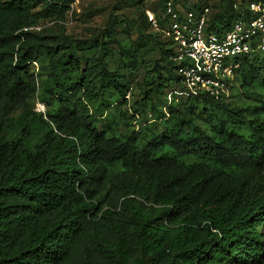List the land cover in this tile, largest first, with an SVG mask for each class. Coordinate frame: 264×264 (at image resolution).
<instances>
[{
    "label": "trees",
    "instance_id": "16d2710c",
    "mask_svg": "<svg viewBox=\"0 0 264 264\" xmlns=\"http://www.w3.org/2000/svg\"><path fill=\"white\" fill-rule=\"evenodd\" d=\"M154 1L124 19L109 13L100 30L106 51L121 22L133 23L125 68H138L144 48L158 54L154 80L130 103L129 76L101 54L77 57L85 41L61 26L73 0H0V264H264V99L158 98L180 80L171 40L145 15L161 19L167 0ZM249 1L213 12L172 0L208 6L216 33L249 14ZM42 15L58 30L44 32ZM249 61L235 72L241 87L259 76ZM127 104L119 130L107 109Z\"/></svg>",
    "mask_w": 264,
    "mask_h": 264
},
{
    "label": "built area",
    "instance_id": "2783aa9c",
    "mask_svg": "<svg viewBox=\"0 0 264 264\" xmlns=\"http://www.w3.org/2000/svg\"><path fill=\"white\" fill-rule=\"evenodd\" d=\"M246 9L249 14L234 19L220 33L206 31L208 6L195 12L176 8L172 0H167L161 19L152 10L145 9L150 28L161 32L172 43L171 59L176 65L180 86L171 92L206 94L215 99L229 97L240 58L264 53V0L249 1ZM35 110L44 112V104L35 102Z\"/></svg>",
    "mask_w": 264,
    "mask_h": 264
},
{
    "label": "rangeland",
    "instance_id": "374dc122",
    "mask_svg": "<svg viewBox=\"0 0 264 264\" xmlns=\"http://www.w3.org/2000/svg\"><path fill=\"white\" fill-rule=\"evenodd\" d=\"M139 0H73L71 4V9L68 12L67 18L61 23L63 31L65 34L73 37L74 39L85 41L81 49L77 50L78 58H86L91 62H94L96 56L102 55L105 60V65L110 70H119L121 73L129 76L132 80L130 92L128 96V102H133L140 96V87L144 86L146 83L154 80L155 74L152 71L153 62L158 58L157 52L144 48L141 53L140 63L137 69H128L123 66L124 59L120 55L121 50H127L131 39L135 38L133 23L126 24L121 22V33L117 36V43H109L108 49H103L100 45L101 41L100 30L103 28L105 21L109 13H117L120 18H125V16H130L131 14L139 12L137 6L141 7H151L154 4V0H142L141 5L138 3ZM181 1V0H180ZM209 4L212 11H221L226 8L227 5L224 0H202ZM56 20L51 16H41L39 22L43 28L44 32H49L52 29L58 30L60 26L55 22ZM104 42L106 39L103 40ZM253 54L249 57L250 63L256 64L259 68L258 78L247 87L240 86V78L238 74H235L232 86L229 89V101L235 104L243 105L248 103H256L258 99H264V53L257 54L258 59L253 60ZM46 59H42L40 62H35L36 64H45ZM42 77H39V84L41 85ZM171 88L164 89L161 93L157 95L161 100L172 97ZM175 89H177L175 87ZM39 99L37 97L32 101L33 109L35 110V102ZM96 102H88L90 109H93ZM127 105H120L116 109L114 107H109L107 112H110L112 121L111 126L117 127V129L122 130L123 126L119 119V110H124ZM20 109L16 110L14 114L19 113ZM36 111V110H35ZM37 112V111H36ZM131 111H126V118L130 116ZM149 117V115H148ZM142 119L134 120L133 123L135 127H140ZM100 123H98L99 125ZM40 131H38V135Z\"/></svg>",
    "mask_w": 264,
    "mask_h": 264
}]
</instances>
